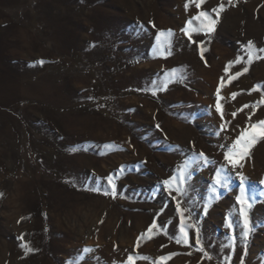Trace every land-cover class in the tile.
<instances>
[{
    "label": "rangeland",
    "instance_id": "obj_1",
    "mask_svg": "<svg viewBox=\"0 0 264 264\" xmlns=\"http://www.w3.org/2000/svg\"><path fill=\"white\" fill-rule=\"evenodd\" d=\"M262 49L264 0H0V264H264Z\"/></svg>",
    "mask_w": 264,
    "mask_h": 264
},
{
    "label": "snow or ice",
    "instance_id": "obj_2",
    "mask_svg": "<svg viewBox=\"0 0 264 264\" xmlns=\"http://www.w3.org/2000/svg\"><path fill=\"white\" fill-rule=\"evenodd\" d=\"M190 2L191 3H194L195 6L197 8H199L200 5L204 2V0H190ZM185 7L187 8L188 7V4H186ZM220 8H223V5H220ZM213 11H216V9H213ZM194 19L200 20L201 23H202L203 28H206L207 31L210 32V31L213 30L212 29V25L215 23V21L211 20V18L208 15V13L202 11L196 17H194ZM204 21H207V23L205 24ZM191 24H192V21L190 20L188 22V27H186L185 29H182V31H185L186 33H188V31L190 30ZM197 30H201V29H197ZM172 35H173V33L171 32V30H168L167 33L160 32L157 35V48H158V50H160V54L161 55L164 54L163 49H164L165 44H168L170 46V43H171L170 38H171ZM189 38L191 39L190 36H189ZM248 47L250 49L249 56H248V62L250 63L252 61V59H253V54L251 52V49L254 48V45L252 44L251 41L248 42ZM261 51H264V49H262ZM256 58L259 59L260 57H256ZM235 62H237V63L240 62V58L238 57ZM39 63H43V61H39ZM232 63L233 62L230 61L229 62V66H231ZM229 66H226L225 72L228 71V67ZM247 70L248 69L245 67L243 69V72H247ZM172 73L173 74L175 73V70L174 69L172 70ZM235 75H236V77H238L239 75H242V72L241 73H236ZM233 78H235V77H230L229 78V81L231 79H233ZM223 84H224V78L222 77L221 78V86H223ZM165 87H166V85H165ZM257 87H259V86H257ZM219 90L220 89L218 87V89H217V96L218 97H219ZM153 94H155V93H153ZM235 95H237V94L236 93H233V97H235ZM262 102H264V101H262ZM244 107H248V105H244ZM217 108H218V110L220 108L219 102L217 104ZM233 116H235V113H233ZM256 129H259V132H257ZM258 136L264 137V121H257L256 124L250 125V128L249 129L242 130L240 132L239 136L236 138V140L233 141V144L229 148L228 152L225 153V159L228 160L230 163L235 164L236 161L233 159V156L236 154V149L237 148H240L239 155H241V156H243L245 154H248L249 147L257 139ZM199 156L200 157H203L206 162L210 163V161H207V158L204 157V154L203 153H200ZM174 179H175V177H172L168 181H164V183L165 184H169ZM241 180L243 181L244 178L241 177ZM109 183H112L111 177H109ZM215 184H217V185H223L224 184V178L221 177V174H220V171L219 170L217 171V174H216ZM96 190H98V189H96ZM215 191H216V189L214 187L213 188V192H215ZM240 191H241V194H243L244 191H245V188H244L243 183L240 186ZM105 194H107V193H105ZM113 195H115V192H113ZM237 200L240 201L242 205H244L246 203L244 200H242L241 196H238L237 197ZM247 206L248 207H251V204L249 203ZM241 214L245 216V231H244L243 235L244 236H247L249 234V232L251 231V229L248 228L247 217H246V213L244 212L243 207L241 209ZM155 227H156V225L153 224V225L149 226V228H148L147 231L149 233H152L153 232V229ZM188 227H192V225H188ZM229 227H231V224H229ZM180 231H181L182 236L177 237L176 242L177 243H185V244L188 243L187 233L185 232V225L183 224V215H182V224H181ZM197 243H199V239H197ZM170 255L171 254H169L168 257H165V256L159 257L158 258V264H160V262H164L167 259H169L170 258ZM140 258L147 259V257H140ZM135 259H136V257H133L132 255H129L127 264H134Z\"/></svg>",
    "mask_w": 264,
    "mask_h": 264
},
{
    "label": "trees",
    "instance_id": "obj_3",
    "mask_svg": "<svg viewBox=\"0 0 264 264\" xmlns=\"http://www.w3.org/2000/svg\"><path fill=\"white\" fill-rule=\"evenodd\" d=\"M213 263H215V262H213Z\"/></svg>",
    "mask_w": 264,
    "mask_h": 264
}]
</instances>
